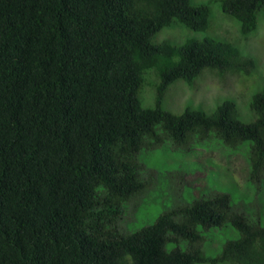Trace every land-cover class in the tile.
<instances>
[{
  "label": "trees",
  "instance_id": "1",
  "mask_svg": "<svg viewBox=\"0 0 264 264\" xmlns=\"http://www.w3.org/2000/svg\"><path fill=\"white\" fill-rule=\"evenodd\" d=\"M220 7L243 37L264 15V0ZM209 20V5L191 0H0V264H264L263 216L252 219L240 194L181 198L135 230L124 222L158 180L147 152L187 157L216 140L243 149L250 181L263 180L264 87L249 121L231 99L212 114L163 107L178 80L256 67L226 41L154 40L173 23L204 31ZM148 73L153 107L138 97ZM214 230L235 236L209 255Z\"/></svg>",
  "mask_w": 264,
  "mask_h": 264
},
{
  "label": "rangeland",
  "instance_id": "2",
  "mask_svg": "<svg viewBox=\"0 0 264 264\" xmlns=\"http://www.w3.org/2000/svg\"><path fill=\"white\" fill-rule=\"evenodd\" d=\"M220 1L191 0L192 5H209L210 20L206 30L190 31L179 23H173L158 32L154 40L164 39L181 44L186 40L210 37L226 41L237 47L243 57L253 58L256 67L249 73L243 70L218 72L205 69L192 85L178 80L166 90L163 107L177 114L189 105L212 114L218 103L231 99L236 102L241 119L249 121L254 118L249 107L251 96L264 87V15L259 17L256 31L243 37L235 19L222 13ZM146 78L148 84L141 86L138 97L144 107H153V83L156 78L152 73H148ZM217 142L215 140L205 146H196L187 157L182 152L175 153L165 147L142 155L141 160L148 167L158 169V180L155 188L151 186L141 204L135 206L130 216L124 219V222L127 220L125 226L135 230L152 224L164 210L179 199L191 201L193 197H206L210 191L232 193L239 199L238 194L242 195L243 202L247 200L251 203L249 207L252 213L248 210L247 213L254 219V212L259 215L261 212L264 222V176L259 185L253 184L249 179L250 166L244 150L232 151ZM181 174L187 192L185 189L180 192L181 187L179 182H176V179L180 180ZM139 201L140 199L137 200ZM243 202H240V205ZM259 210L260 212H257ZM234 236L231 230H214L208 234L203 250L209 255H215L223 241Z\"/></svg>",
  "mask_w": 264,
  "mask_h": 264
}]
</instances>
